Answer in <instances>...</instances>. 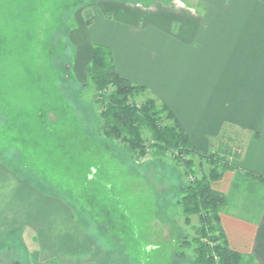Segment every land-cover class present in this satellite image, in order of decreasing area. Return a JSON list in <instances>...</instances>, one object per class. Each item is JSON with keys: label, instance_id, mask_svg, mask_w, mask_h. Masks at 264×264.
Returning a JSON list of instances; mask_svg holds the SVG:
<instances>
[{"label": "rangeland", "instance_id": "1", "mask_svg": "<svg viewBox=\"0 0 264 264\" xmlns=\"http://www.w3.org/2000/svg\"><path fill=\"white\" fill-rule=\"evenodd\" d=\"M175 1L192 0H0V170L58 200L89 246L105 253L102 264L194 259L197 219L185 226L177 206L188 182L183 169L151 149L142 158L106 138L85 73L88 49L118 44L133 28L118 8ZM147 99L145 91L135 102ZM142 138L148 143L150 133ZM226 139L214 153L236 165L242 148L231 133ZM21 234L0 227V264H38Z\"/></svg>", "mask_w": 264, "mask_h": 264}, {"label": "crops", "instance_id": "2", "mask_svg": "<svg viewBox=\"0 0 264 264\" xmlns=\"http://www.w3.org/2000/svg\"><path fill=\"white\" fill-rule=\"evenodd\" d=\"M117 12L133 28L123 31L122 43L95 44L111 50L118 73L165 105L199 153L216 152L228 133L238 140L239 170L211 188L227 200L219 221L229 249L264 264V183L242 172L264 177V0L175 1ZM91 139L105 141L98 133ZM73 220L58 200L0 170V227L20 230L38 264L104 262Z\"/></svg>", "mask_w": 264, "mask_h": 264}, {"label": "trees", "instance_id": "3", "mask_svg": "<svg viewBox=\"0 0 264 264\" xmlns=\"http://www.w3.org/2000/svg\"><path fill=\"white\" fill-rule=\"evenodd\" d=\"M91 21L88 17L86 24L90 25ZM89 57L85 73L93 87L94 103L99 107L103 135L126 143L134 154L142 158L150 149L158 157H170L188 179L177 206L185 226L189 225L190 217L197 219L194 259L190 264H256L252 257L229 249L219 221L227 200L211 188V183L221 179L225 172L239 170V167L219 153H199L165 105H158L153 99L136 103L135 97L146 88L131 83L118 73L108 47L94 45ZM143 131L150 133L148 143L142 138ZM203 162L209 168L207 172L202 171ZM242 172L264 183V177Z\"/></svg>", "mask_w": 264, "mask_h": 264}]
</instances>
